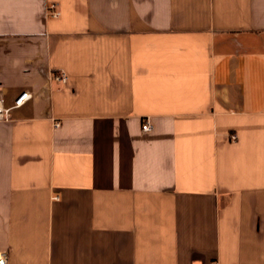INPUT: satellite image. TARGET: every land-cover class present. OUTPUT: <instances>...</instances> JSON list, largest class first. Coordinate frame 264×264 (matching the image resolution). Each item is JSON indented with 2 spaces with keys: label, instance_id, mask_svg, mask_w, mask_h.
<instances>
[{
  "label": "crops",
  "instance_id": "1",
  "mask_svg": "<svg viewBox=\"0 0 264 264\" xmlns=\"http://www.w3.org/2000/svg\"><path fill=\"white\" fill-rule=\"evenodd\" d=\"M24 91L8 264H264V0H0V93Z\"/></svg>",
  "mask_w": 264,
  "mask_h": 264
},
{
  "label": "built area",
  "instance_id": "2",
  "mask_svg": "<svg viewBox=\"0 0 264 264\" xmlns=\"http://www.w3.org/2000/svg\"><path fill=\"white\" fill-rule=\"evenodd\" d=\"M47 14L51 18H58L61 14L58 8V4L55 2L50 3L47 8ZM52 79L56 80L57 82L66 83V81L68 80V76L64 71L54 72L52 73ZM32 97L33 95L29 91L21 92L14 99L13 104H11L10 106H6L5 97L3 96V94L0 93V121L10 120L12 110L23 106L26 102L32 99ZM55 125L56 127H59L60 123L56 122ZM152 128H153L152 123L149 120H145V123L142 125V130L144 132H148L151 131ZM230 136L232 140L237 139L236 133H231ZM54 199H59V196L54 197ZM8 263H9V251L8 250L0 251V264H8Z\"/></svg>",
  "mask_w": 264,
  "mask_h": 264
}]
</instances>
